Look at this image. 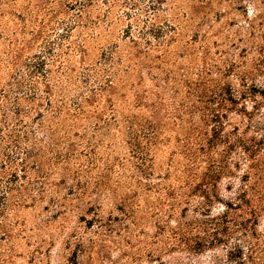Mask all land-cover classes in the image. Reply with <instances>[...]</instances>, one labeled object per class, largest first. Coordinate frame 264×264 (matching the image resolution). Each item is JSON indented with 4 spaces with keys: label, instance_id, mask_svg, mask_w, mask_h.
Segmentation results:
<instances>
[{
    "label": "rangeland",
    "instance_id": "1",
    "mask_svg": "<svg viewBox=\"0 0 264 264\" xmlns=\"http://www.w3.org/2000/svg\"><path fill=\"white\" fill-rule=\"evenodd\" d=\"M85 1L77 21L83 0H0V166L7 171L9 160L27 155L22 178L0 173L1 186L14 187L13 206L0 215V264H264V238L250 246L238 234L176 245L173 229L194 231L196 203L171 215L153 188L179 159V116L188 118L180 106L189 104V92L218 80L236 84V73L264 64L256 53L264 44V0H166L158 37L146 38L154 45L160 34L170 37L149 50L127 30H150L141 11L150 0ZM135 16L137 25L129 24ZM9 37L23 47L13 66ZM255 78L264 84V76ZM31 79L48 86V93L43 85L36 91L40 106L27 101ZM15 107L25 113L13 115ZM59 111L60 134L51 140L39 122ZM149 114L161 141L141 176L133 145L143 143L129 138L125 119ZM22 127L27 133L16 147L5 141ZM237 183L223 179L221 196ZM21 195L28 197L17 206ZM257 229L264 236V216Z\"/></svg>",
    "mask_w": 264,
    "mask_h": 264
},
{
    "label": "trees",
    "instance_id": "2",
    "mask_svg": "<svg viewBox=\"0 0 264 264\" xmlns=\"http://www.w3.org/2000/svg\"><path fill=\"white\" fill-rule=\"evenodd\" d=\"M50 1L53 0H42L45 4ZM63 1L73 5L77 0ZM128 1L125 6L137 5L134 2L137 0ZM165 1L150 0L151 4L147 5L144 11L141 10L147 14L146 21H148L150 30L158 25L155 31L147 32L146 29L145 32L134 36L131 34L130 28L127 30V36L135 44L140 39H144L143 42L146 44L147 50L155 49L170 37L166 33L160 34V39L164 40H157L154 45L153 41L146 38L147 34L153 39L158 37L157 34L161 29L159 10ZM85 7L86 1L83 0L76 12L77 21L81 20ZM138 19L136 16L133 17L129 24L136 23L135 25H137ZM17 29L12 31V35L17 34ZM9 42L11 46L7 63L13 66L20 57V50L23 47L19 48L18 45H15L10 37ZM256 53L264 58V44L256 47ZM251 70L236 73V84L229 80H218L216 84L202 87L201 92L190 91L189 104L180 106L183 111L181 113L188 118L184 120L183 116H179L180 132L177 142L179 159L176 165L173 166L171 163L164 173H159L156 177L158 180L153 183V188L156 186L157 189L155 190L157 197L168 201L171 215H175L177 209H185V206L191 205L193 201L196 203L194 204L196 209H192V211H197V215L200 217L191 220L194 231L179 229V226L173 229L175 236L180 237L175 242L178 246L189 247L193 242L205 244L226 241L234 234L240 235L248 246L254 240L263 242L264 236L257 227L259 219L264 216V84L258 83L255 75L264 76V64L254 63ZM30 83L34 87V96L27 101L40 106L41 104L38 102L40 98L36 99V91L43 85L44 92L48 93V86L32 79ZM17 86L20 87L21 84L18 83ZM45 105L53 106L50 99L45 101ZM24 113L17 107L12 110V114L15 116H22ZM35 113L40 115L39 118L45 117L40 110H35ZM59 113L60 111L52 112L51 119L39 122L51 140L56 139V135L60 134L57 121ZM152 113L156 114L154 111ZM16 121L20 127L23 125H20L22 122L18 118ZM46 122L47 124H45ZM125 124L126 134L130 136L129 138L133 141L139 138L143 143L142 145H133L135 149L133 157L137 163L136 170L141 176H146L149 173L147 171L150 167V159L161 141L160 123L154 119L152 114H149L141 118L128 117L125 119ZM25 129L26 127H22L20 130L16 128L7 135L5 141L14 144L20 139L22 140V137L24 139L27 133ZM16 146L14 144V147ZM20 154L22 156L18 162H16L17 160L14 162L13 159L9 160L10 165L7 171L0 166V173L9 177L22 178L23 175L18 172L25 170L24 159L27 158V155L25 151H21ZM4 163L0 162V165ZM1 174L0 178L3 176ZM226 177H235L238 183L236 187L227 189L228 196H221L220 183ZM145 181L147 180L145 179ZM143 183L148 187L151 186L147 182ZM13 192L14 187L1 186L0 183V200L4 201L0 208V215L13 206L9 203ZM22 196L16 200L15 205L21 206L28 197ZM214 205H218V208H213L217 210L216 214H213V209H211ZM152 210L164 211V209L158 210V208Z\"/></svg>",
    "mask_w": 264,
    "mask_h": 264
}]
</instances>
